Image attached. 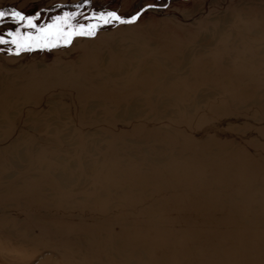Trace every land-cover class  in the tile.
<instances>
[{
    "label": "rangeland",
    "instance_id": "1",
    "mask_svg": "<svg viewBox=\"0 0 264 264\" xmlns=\"http://www.w3.org/2000/svg\"><path fill=\"white\" fill-rule=\"evenodd\" d=\"M0 0V264H264V0ZM115 18V17H113Z\"/></svg>",
    "mask_w": 264,
    "mask_h": 264
},
{
    "label": "water",
    "instance_id": "2",
    "mask_svg": "<svg viewBox=\"0 0 264 264\" xmlns=\"http://www.w3.org/2000/svg\"><path fill=\"white\" fill-rule=\"evenodd\" d=\"M173 0H166V5H169L170 2ZM152 6H146L144 7L133 19L127 20L122 17H119L118 15H110L106 17L103 21L100 23H94L87 27L79 28L74 31H68L63 34L60 33H48L45 30L40 29L37 25L31 24L33 22H36L37 16L28 17L24 15L21 12H18V15L14 13V9H7L0 12V21H2L5 18H17L19 20H23L26 23L30 24L35 30H37L40 34L46 36L49 40L55 39V38H64V37H78V36H84L86 33L91 32L92 30H100L104 27L111 26V25H133L139 22L141 16L144 14L145 11L151 9ZM115 17V18H113Z\"/></svg>",
    "mask_w": 264,
    "mask_h": 264
},
{
    "label": "bare ground",
    "instance_id": "3",
    "mask_svg": "<svg viewBox=\"0 0 264 264\" xmlns=\"http://www.w3.org/2000/svg\"><path fill=\"white\" fill-rule=\"evenodd\" d=\"M160 8L159 6H152L151 9ZM15 12V11H14Z\"/></svg>",
    "mask_w": 264,
    "mask_h": 264
}]
</instances>
